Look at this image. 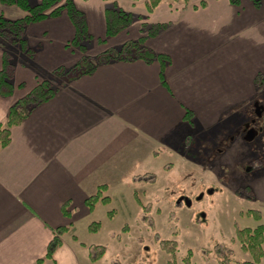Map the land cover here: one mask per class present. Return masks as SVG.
Here are the masks:
<instances>
[{"label": "crops", "instance_id": "crops-1", "mask_svg": "<svg viewBox=\"0 0 264 264\" xmlns=\"http://www.w3.org/2000/svg\"><path fill=\"white\" fill-rule=\"evenodd\" d=\"M106 3L74 0L95 40L105 38ZM117 4L144 18L102 44L94 42L88 54L137 39L144 22L165 23L145 42L153 52L170 58L165 83L158 61L102 64L11 128L9 144L0 149V264H53L45 258L47 245L53 228L66 225L71 231L74 203L81 211L93 212L96 206L89 211L84 200L99 185H106L105 193L121 183L129 169H146L142 164L149 155L178 154L186 138L222 119L239 121L238 128L250 114L252 100L260 98L254 83L258 73L264 90V0L258 8L250 0H240L238 6L229 0H192L194 8L166 0L150 13L142 0ZM0 13L9 19L24 14L1 3ZM73 35L64 12L26 27L27 42L36 51L24 63L14 48L15 88L10 96H0V123L11 104L39 79L77 62L80 52L65 47ZM2 60L0 49V69ZM186 109L194 114L192 123L184 118ZM137 175L127 179L133 181ZM66 201L70 216L62 212Z\"/></svg>", "mask_w": 264, "mask_h": 264}, {"label": "rangeland", "instance_id": "rangeland-1", "mask_svg": "<svg viewBox=\"0 0 264 264\" xmlns=\"http://www.w3.org/2000/svg\"><path fill=\"white\" fill-rule=\"evenodd\" d=\"M260 99L252 100L251 108L256 102L264 105V98ZM261 117L264 119V107ZM238 122L222 119L198 131L186 138L185 149L178 154L165 151L158 157L149 155L142 164L146 169L126 171L130 172L126 180L109 186L104 193L110 202L98 203L93 212L81 211L74 203L72 229L62 236L57 264H91L88 251L94 245L106 246L99 260L102 264H167L168 256L156 242L155 232L178 242V257L192 249V264H219L218 254L228 248L234 259H249L231 239L236 224L251 228L264 225V169L259 170L264 165V147L254 141L245 143L238 136ZM261 141L264 144V136ZM145 171L155 178L146 181L150 175L144 177ZM135 174L133 181L127 179ZM245 186L250 190H243ZM135 194L145 205L147 219L136 204ZM248 209H259L261 221L247 215ZM92 221L101 223L97 233L88 231Z\"/></svg>", "mask_w": 264, "mask_h": 264}, {"label": "trees", "instance_id": "trees-1", "mask_svg": "<svg viewBox=\"0 0 264 264\" xmlns=\"http://www.w3.org/2000/svg\"><path fill=\"white\" fill-rule=\"evenodd\" d=\"M105 26L106 33L104 39H94L89 33L85 14L76 8L74 0H0L3 5H13L21 9L24 14L19 18L9 19L0 13V49L2 50L3 60L0 69V96H10L13 93L15 84L12 79V74L15 66V49L18 48L21 52L23 62L30 61L34 55L36 48L29 46L25 37V29L29 24L40 22L50 17H57L63 12L66 13L69 20L74 27V35L69 40L65 47L77 50L80 52V57L73 65L65 67L59 66L48 72L42 79H39L36 84L24 96L16 100L8 109L7 117L4 122L0 123V149L9 144L11 139V128L23 122L27 116L39 105L51 100L56 93L72 81L83 75H89L95 69L109 62L114 61H131L135 59H142L146 62L158 61L160 63V79L165 83L164 69L170 62V58L166 54L155 53L149 49L145 42L147 38L156 36L166 25L165 23H142L140 29V36L134 40H127L117 47L107 48L97 55L90 56L89 49L94 44L104 43L106 38L112 37L129 27L132 22L137 19H143L144 16L134 14L126 11L117 4V0H105ZM138 1V0H133ZM166 0H142L143 7L147 13L152 12L155 7ZM171 4H180L183 8L191 5L192 0H167ZM263 0H250L252 5L258 8ZM233 5H240V0H229ZM199 4L203 6L205 1H200ZM193 8L196 5H191ZM254 83L260 94V101L264 98L263 78L258 73L254 78ZM19 86H22L19 85ZM260 103V102H259ZM262 104V102L260 103ZM193 112L186 109L184 118L193 122ZM264 136V126L258 131L257 139L254 143L264 147L261 141ZM260 149V147H259ZM264 165H261L259 170H263ZM150 175L146 181H152L155 178L153 173H145ZM142 175V176H143ZM152 178V179H151ZM145 180V179H144ZM107 189L106 185H99L96 193L88 196L84 200L85 206L89 211H93L96 204L101 202L107 204L110 202V197L104 194ZM243 190H250V187H243ZM243 193H245L243 191ZM136 204L145 213V205L142 204L138 195H134ZM247 198L252 199L251 195H246ZM69 201L62 204V212L66 216H70L67 210ZM111 216V213H108ZM246 214L251 216L255 221H261L262 213L259 209H248ZM151 225V223H150ZM101 228L99 221H92L88 226L90 233H97ZM69 231V226L61 225L53 228V236L49 241L45 253V258L50 259L53 264H56L55 253L62 246V236ZM72 237L76 239V236ZM156 242L167 256V264H192L193 252L192 249H187L186 253L178 257V242L171 238H162L158 232H155ZM232 242L238 243L240 250L249 254V259H234L231 249L219 253V264H260L264 258V225L259 223L255 227H239L235 225L234 238ZM106 252V246L94 245L89 247L88 258L91 264L99 263ZM107 264V263H104Z\"/></svg>", "mask_w": 264, "mask_h": 264}, {"label": "flooded vegetation", "instance_id": "flooded-vegetation-1", "mask_svg": "<svg viewBox=\"0 0 264 264\" xmlns=\"http://www.w3.org/2000/svg\"><path fill=\"white\" fill-rule=\"evenodd\" d=\"M263 107H264L263 104L256 102L254 109L252 107V113L249 115L250 117L248 116L249 121L245 120L240 125V134H238V136L240 135L241 139L245 143L251 142V141H254L255 139H257L258 131L261 128V123H264V119L261 117V109ZM256 111H257V113H259L258 115H257ZM190 206H191V204H189L188 207H190Z\"/></svg>", "mask_w": 264, "mask_h": 264}, {"label": "water", "instance_id": "water-1", "mask_svg": "<svg viewBox=\"0 0 264 264\" xmlns=\"http://www.w3.org/2000/svg\"><path fill=\"white\" fill-rule=\"evenodd\" d=\"M186 205H189V200L186 198L185 199Z\"/></svg>", "mask_w": 264, "mask_h": 264}]
</instances>
